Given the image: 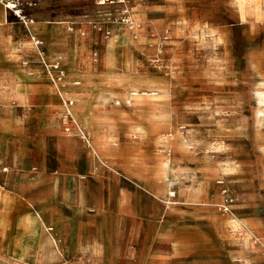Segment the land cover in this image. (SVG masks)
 Here are the masks:
<instances>
[{"label":"rangeland","instance_id":"rangeland-1","mask_svg":"<svg viewBox=\"0 0 264 264\" xmlns=\"http://www.w3.org/2000/svg\"><path fill=\"white\" fill-rule=\"evenodd\" d=\"M29 1L22 0L26 14L38 7ZM60 1L55 8H64L70 21L57 43L28 31L10 11L12 23L0 32V94L7 95L0 96V120L10 122L9 131L19 126L26 141L21 149V137L5 134L0 185L52 228L24 238L17 256L18 228L8 225L0 264H264V0ZM5 58L17 60L13 70L4 68ZM8 72L14 81L2 78ZM62 74H85L100 92L63 100L53 89L50 98L19 106L6 94L11 86L3 85L50 86ZM70 101L75 112L93 118L96 138L107 145L101 161L73 127ZM50 121L59 128L42 148L41 131ZM66 127L80 143L72 160L87 203L79 213L47 203L61 185L56 138ZM110 148L129 171L119 189L140 201L134 213L132 203L119 209L123 260L108 248L109 214L116 209L91 203L106 196L115 175ZM166 163L174 174L165 177ZM174 175L181 184L176 202L157 203L154 224L150 198ZM226 198L229 212L222 207ZM235 251L242 256L233 257Z\"/></svg>","mask_w":264,"mask_h":264},{"label":"crops","instance_id":"crops-1","mask_svg":"<svg viewBox=\"0 0 264 264\" xmlns=\"http://www.w3.org/2000/svg\"><path fill=\"white\" fill-rule=\"evenodd\" d=\"M6 0H0V32L5 30V25H9L12 23V17L10 13H7L5 9H2V4ZM27 1V0H26ZM38 2V7L33 12H28V16L33 18V22L31 25L28 26V29H31L33 33L37 35H42L49 37L52 42L57 43L59 41V33L65 30V26L70 21L69 13L65 11V9L55 8V3L61 2L60 0H36ZM37 6V5H36ZM112 32V31H110ZM64 36V34H63ZM5 43H7L5 41ZM17 60L13 59H4V68L6 67L9 70H13V63ZM32 74V73H31ZM13 74L8 72L5 76H2L4 79H8L9 81L13 80ZM85 74L77 75V76H70L68 75L67 81L65 82V89L67 92H70L71 95L67 96L74 97L78 96L79 94L89 93V95L93 98L97 93H99V88L96 87V83L92 82L90 79L86 78ZM75 81H80L82 85L80 87H74L73 83ZM3 85L11 86L10 91L6 94L12 97V102L14 104H18L19 106H25L30 99L35 98H50L52 94H54V88L52 85H33V84H25V83H7L4 82ZM95 85V86H94ZM80 90V91H79ZM86 90V91H85ZM78 94V95H77ZM131 95V94H130ZM0 96H7L4 94H0ZM11 101V100H10ZM74 110V109H73ZM74 116L81 126L82 129L85 130V135L87 140L90 142L92 150L86 145L83 141L84 146L90 149L92 155L97 158L98 160H102V155L104 149L106 148V144L103 142L102 139L96 138V131H95V123L92 117H89L85 113H77L74 110ZM9 123L7 120L3 121L0 120V151L4 149L6 142H5V134L7 133H14L17 136L21 137L16 143L19 144V148H25L26 141L22 139L24 137L23 130L16 125V128L13 131H9ZM57 126L54 122L50 121L46 123V125L42 128L41 135H40V146L43 148L45 143V137L47 135L53 134L56 132ZM139 129V127H131L130 130ZM60 136V137H59ZM64 136V137H63ZM72 136V137H71ZM109 146V144H108ZM80 143L77 142L75 137L72 133H60L56 138V152H57V159H58V180L61 182L60 188L57 190V194L54 195L53 189V199L51 201L48 200L47 203H60L63 206L71 208L70 210L79 213L82 209V203H87L85 200L82 189L80 185L75 184L76 178L74 175L77 174V170L73 165V157L78 154ZM109 148V147H108ZM107 148V150H108ZM116 149L110 148L107 155H110L107 158L114 159L112 161L114 166H116L115 175H112V181L110 185L106 189V196L104 198H97L91 203H109L112 209H116V211H111L109 214V235H110V242L108 248H111L113 254L115 256L121 257V251L119 246L116 244V239L118 236L122 234L125 235V231L119 225V218L118 216H124L119 211L122 203H132L131 206V213H134L135 204L140 203L138 197L136 195H132L130 199L125 198L126 196L123 192L119 189V183L121 182L122 177L129 175L128 168L125 169V166L116 161L118 159L114 156L116 154ZM114 152V153H113ZM117 155V154H116ZM111 162V160H110ZM118 163V164H117ZM169 173H174V170L169 166V164H165L163 166L162 176H167ZM176 186L177 191L172 190L175 192V197L180 192L181 184L177 181V178L171 180V183H166V180L162 183V185L153 193L150 198V213L152 215L153 223L156 224V217H157V203H164L167 201V195L171 191L172 186ZM159 191V192H158ZM163 192V193H162ZM161 194V195H160ZM175 198L173 199V203H175ZM22 203L15 193L7 191L0 185V238H4L6 235V241L8 239V230H10V226L8 225H17V233L15 235L16 239H20L19 248L21 247L20 253L22 254L26 248L24 245V238L29 237L33 238L38 232L45 228L47 231H52V228L48 225V222L45 219H42L41 216H36L33 214L32 211H29L27 208L22 207L20 205ZM108 204V205H109ZM8 205V206H7ZM7 207L11 209L9 214L7 213ZM16 214H13L14 211ZM126 216V215H125ZM38 223V224H37ZM22 224V225H21ZM14 227V226H13ZM34 228V229H33ZM12 229V227H11ZM12 234V233H11ZM14 234V231H13ZM55 247L58 250L62 249L61 244L59 241L54 238ZM252 244V243H251ZM4 245V252L6 253V242ZM2 246V244H1ZM7 254V253H6ZM16 256V257H17ZM235 258H240L242 253L239 251H235L232 254ZM153 260H159V258H151ZM123 260V259H122ZM156 262V261H155ZM163 262V261H162ZM157 263V262H156Z\"/></svg>","mask_w":264,"mask_h":264},{"label":"bare ground","instance_id":"bare-ground-1","mask_svg":"<svg viewBox=\"0 0 264 264\" xmlns=\"http://www.w3.org/2000/svg\"><path fill=\"white\" fill-rule=\"evenodd\" d=\"M120 2V1H119ZM122 3H123V1H121ZM100 4H103V2H100ZM123 21L125 22V25H123V27L128 31L129 29H131V24L132 23H130L129 22V20L128 19H126V17L123 19ZM32 24V22L31 23H29L28 24V26L29 25H31ZM121 27H122V25H121ZM118 29V28H117ZM122 29V28H121ZM112 34V33H111ZM111 36V35H110ZM119 37H120V35H119ZM119 39V38H118ZM121 40V39H120ZM118 43L120 42V41H117ZM122 42V41H121ZM121 42H120V44H121ZM119 47V46H118ZM67 77H68V75H65V74H62V77L60 78V79H58V81H54V83L53 84H51L52 85V87L54 88V89H56L57 90V92L59 93V96L63 99V100H65V97H67V89H65V82L67 81ZM80 85V82H78V81H75L74 83H73V86L74 87H78ZM80 91V90H79ZM86 91V90H85ZM137 95V93H131V96H136ZM140 95H149V96H156L157 95V93H155V92H151V93H148V92H142V93H140ZM163 95V94H162ZM66 110H67V114L70 116V118H71V120H72V125H73V127L76 129V130H79L80 131V133L83 135V141L86 143V145L92 150V147H91V144H90V142L87 140V137H86V135L83 133V131H82V128H81V126L79 125V123L77 122V120H76V118H75V116H74V110L73 109H71V107L70 106H72L73 105V101H70L68 104H67V102H66ZM69 131H70V129L68 128V127H66L65 128V130L63 131V133H67V134H69ZM60 137V136H59ZM64 137V136H63ZM72 137V136H71ZM174 174V173H173ZM159 190V189H158ZM159 192V191H158ZM163 193V192H162ZM161 195V194H160ZM168 195H169V197H167V201L165 202L167 205H169V204H173V199L175 198V192L174 191H170L169 193H168ZM38 224V223H37ZM22 225V224H21ZM34 229V228H33ZM20 240V239H19Z\"/></svg>","mask_w":264,"mask_h":264},{"label":"built area","instance_id":"built-area-1","mask_svg":"<svg viewBox=\"0 0 264 264\" xmlns=\"http://www.w3.org/2000/svg\"><path fill=\"white\" fill-rule=\"evenodd\" d=\"M6 1H7V3L3 4V8L6 11L12 12V14L21 22V24L24 26V28H26L28 30V24L33 22V21L30 20L28 18V14H26L24 12V8H22V6H23L22 0H6ZM103 4H104V2H103ZM36 5H37L36 0H31L27 3V6L30 8L36 7ZM30 38H31V41H32L34 47L39 51V46L41 45L39 40H37L34 36H31V35H30ZM42 62H43V60H42ZM43 64L45 66L46 71H48V68L45 65V63H43ZM221 183L222 182H220V184ZM230 203H231V200H229L228 198H226L224 200L222 207H223L225 212H229Z\"/></svg>","mask_w":264,"mask_h":264}]
</instances>
